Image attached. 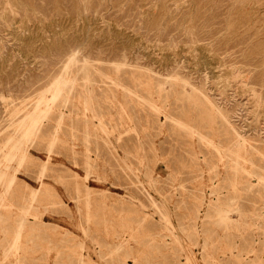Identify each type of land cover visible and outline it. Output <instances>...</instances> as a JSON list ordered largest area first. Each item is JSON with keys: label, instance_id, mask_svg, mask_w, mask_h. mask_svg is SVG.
I'll list each match as a JSON object with an SVG mask.
<instances>
[{"label": "rangeland", "instance_id": "374dc122", "mask_svg": "<svg viewBox=\"0 0 264 264\" xmlns=\"http://www.w3.org/2000/svg\"><path fill=\"white\" fill-rule=\"evenodd\" d=\"M0 264H264V0H0Z\"/></svg>", "mask_w": 264, "mask_h": 264}, {"label": "bare ground", "instance_id": "6f19581e", "mask_svg": "<svg viewBox=\"0 0 264 264\" xmlns=\"http://www.w3.org/2000/svg\"><path fill=\"white\" fill-rule=\"evenodd\" d=\"M76 55H77V54H76ZM74 58H75V57H74ZM74 58H73V59H74ZM71 60H72V59H71ZM71 60H70V61H71ZM72 62H73V61H72ZM86 64H87V63H86ZM84 67H85V66H84ZM82 70H84V69H82ZM84 71H85V70H84ZM86 71H87V70H86ZM86 71H85V72H86ZM85 72H84V73H85ZM86 73H87V72H86ZM87 78H89V77H87ZM84 79H85V78H84ZM55 84H56V83H55ZM53 87H55V86H53ZM56 87H57V86H56ZM60 87H61V86H60ZM68 87H69V86H68ZM51 88H52V87H51ZM53 89H54V88H53ZM51 90H52V89H51ZM51 90H50V93H51ZM58 90H59V89H58ZM67 91H68V90H67ZM57 92H58V91H57ZM59 93H60V92H59ZM61 93H62V92H61ZM53 94H54V93H53ZM56 95H57V94H56ZM60 95H61V94H60ZM93 95H94V94H93ZM57 97H58V96H57ZM55 98H56V97H55ZM44 100H45V99H44ZM47 100H48V99H47ZM49 101H50V100H49ZM36 114H37V113H36ZM35 116H36V115H35ZM32 117H33V116H32ZM33 118H34V117H33ZM31 119H32V118H31ZM35 119H37V118H35ZM33 123H34V122H33ZM37 125H38V124L36 123V126H37ZM28 128H29V127H28ZM33 129H34V128H33ZM35 129H36V128H35ZM31 130H32V128H31ZM31 130H30V131H31ZM32 131H33V130H32ZM32 133H34V132H32ZM26 135H27V134H26ZM241 137H242V136H241ZM242 144H243V143H242ZM240 145H241V144H239V146H240ZM8 146H9V145H8ZM20 224H21V223H20Z\"/></svg>", "mask_w": 264, "mask_h": 264}]
</instances>
